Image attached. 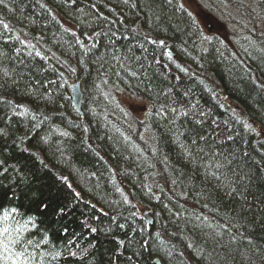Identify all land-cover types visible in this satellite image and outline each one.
Instances as JSON below:
<instances>
[{"label":"trees","instance_id":"16d2710c","mask_svg":"<svg viewBox=\"0 0 264 264\" xmlns=\"http://www.w3.org/2000/svg\"><path fill=\"white\" fill-rule=\"evenodd\" d=\"M181 3L0 2V264H264V49L232 56ZM249 5L262 30L243 35L264 47Z\"/></svg>","mask_w":264,"mask_h":264},{"label":"bare ground","instance_id":"6f19581e","mask_svg":"<svg viewBox=\"0 0 264 264\" xmlns=\"http://www.w3.org/2000/svg\"><path fill=\"white\" fill-rule=\"evenodd\" d=\"M181 2V0H179ZM264 0H259V3H264L263 2ZM213 0H202L201 2V5L202 3H205L204 5H208V4H212ZM188 3V6H192V2H187ZM198 4H200V2H197ZM250 4V0H243V2H239L237 5H235L233 7V11L235 12V14H237V16L239 17L240 21L238 20V22H240V24L237 26L235 24L234 27H232L231 29L229 30H225V29H220V28H217L215 26H208V25H200L201 27L204 28V32L206 35L210 36V37H217L219 39H212L210 41V43H215L219 48L220 47H224L226 49L229 50V53L234 56V57H238L242 52H252L254 50H263L264 47L262 46V44H258L256 43V41L254 40H250L249 38L245 37L243 34H242V30L247 28L249 30H254V31H259V30H262L261 27L259 26V23L256 21L255 17H254V13L256 11V8H253L252 6L249 5ZM182 7L185 8V6L181 3L180 4ZM186 9V8H185ZM198 9V8H196ZM55 18L58 20V22L72 30L75 32V34L78 36L77 34V30L74 29L72 26H70L69 24H67L66 22H63L61 20L58 19V16L55 15ZM210 24L212 25H215V23L212 21V20H209ZM65 28V29H66ZM27 29V28H26ZM27 31L31 34V35H35L36 37H39L36 33V30H33L32 28H30L29 30L27 29ZM64 32H66V30H64ZM261 32V31H260ZM263 35H264V31L261 32ZM93 37V34L92 33H86V36H85V39H89V38H92ZM155 40V41H154ZM152 41V43H158V44H162V41L161 40H157V39H154ZM222 40V41H221ZM40 43L38 44L40 46L39 48V51L36 50L37 52L35 54H33L32 56H35V55H41V57L43 58L45 55H47L48 53H51L52 51L50 49H48V47L46 46V44L44 43V41L42 39H39L38 40ZM23 44V43H22ZM24 48L27 49V47L24 45ZM31 48L36 49V46L33 45ZM231 57V56H230ZM73 81H71L70 83H67V85L69 86V90H70V98L73 94V89H72V84ZM78 82V90L82 93L81 91V87H80V82ZM121 94H118L117 97H113V102L115 104H117L118 102H120L119 100V96ZM57 179L63 181L66 185V187L72 192L73 194V197L74 198H78L80 201H81V198L80 197V190L78 189H75L74 187L71 186L70 182L66 179V178H63L61 176H57ZM79 196V197H78ZM119 199L121 200V198L119 197ZM86 200V199H85ZM87 202L89 203L88 206H92L94 207V209L96 210L97 213H99L100 215H104L106 214L104 208L102 206H96L92 201L91 199H87ZM122 205H127V208L129 210H131L132 214L136 217H141L143 218L146 214L149 213V210L144 208V207H137L136 210H138V214L135 211V205L134 203L131 202V204H129L127 201L126 202H121ZM134 210V211H133ZM96 219V217H95ZM98 219V218H97ZM91 222V221H90ZM89 222V223H90ZM92 226L91 227H88L86 222L83 224V227L84 228H88L89 229V232H94L95 231V225L91 222L90 223ZM23 234L26 235V233L23 232ZM151 261L154 263V264H162L160 259L157 257V256H152L151 258Z\"/></svg>","mask_w":264,"mask_h":264},{"label":"rangeland","instance_id":"374dc122","mask_svg":"<svg viewBox=\"0 0 264 264\" xmlns=\"http://www.w3.org/2000/svg\"><path fill=\"white\" fill-rule=\"evenodd\" d=\"M182 4L185 6V8L187 10H189L190 12L195 13L196 11H199L200 7H206L204 6L205 3L201 2L202 0H191V2L193 3L192 6H188L187 0H181ZM197 2H200V4H198ZM239 2H243V0H213L212 4H214V6L216 7V10L211 9V12H216V14L222 18V15H219L218 12L221 11V9L219 7H221L222 5L225 6V10L227 11H233V7L235 5H237ZM194 7V8H193ZM198 8V9H196ZM216 20V19H215ZM119 104L121 105V107L124 109L125 113H130V118L131 119H140L142 117V112H144V110L146 109V104L143 101H139L137 98H131L127 93H122L119 96ZM129 115V114H128Z\"/></svg>","mask_w":264,"mask_h":264},{"label":"water","instance_id":"95a60500","mask_svg":"<svg viewBox=\"0 0 264 264\" xmlns=\"http://www.w3.org/2000/svg\"><path fill=\"white\" fill-rule=\"evenodd\" d=\"M72 86V89H73V96H74V99L76 100V101H78L79 100V97L81 96L80 94V92H79V90H78V85L77 84H72L71 85ZM81 101V100H80ZM236 114H238L239 116H241V117H243V118H245L246 120H248V117L246 116V114L243 112V111H241V110H239L238 108H233L232 109ZM145 217V221L148 223V224H151V220L147 217V215H145L144 216Z\"/></svg>","mask_w":264,"mask_h":264},{"label":"snow or ice","instance_id":"6c2138e0","mask_svg":"<svg viewBox=\"0 0 264 264\" xmlns=\"http://www.w3.org/2000/svg\"><path fill=\"white\" fill-rule=\"evenodd\" d=\"M0 2H2V0H0Z\"/></svg>","mask_w":264,"mask_h":264}]
</instances>
